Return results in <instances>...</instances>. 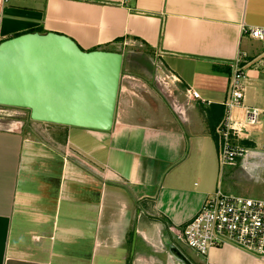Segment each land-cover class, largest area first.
Returning <instances> with one entry per match:
<instances>
[{
	"label": "crops",
	"instance_id": "obj_1",
	"mask_svg": "<svg viewBox=\"0 0 264 264\" xmlns=\"http://www.w3.org/2000/svg\"><path fill=\"white\" fill-rule=\"evenodd\" d=\"M256 28L264 0H0V44L32 33L86 52L137 44L160 55L165 86L180 93L172 103L121 83L110 132L11 122L18 108L0 107V264H182L173 247L190 264H264L231 247L201 259L170 233L223 187L213 128L236 61L248 77L246 107L264 111ZM195 75H225L228 86L195 101L181 90L198 92L188 83Z\"/></svg>",
	"mask_w": 264,
	"mask_h": 264
},
{
	"label": "water",
	"instance_id": "obj_2",
	"mask_svg": "<svg viewBox=\"0 0 264 264\" xmlns=\"http://www.w3.org/2000/svg\"><path fill=\"white\" fill-rule=\"evenodd\" d=\"M124 56L83 51L53 33L22 35L0 44V107L28 110L32 121L110 132ZM173 255L190 264L177 249Z\"/></svg>",
	"mask_w": 264,
	"mask_h": 264
},
{
	"label": "built area",
	"instance_id": "obj_3",
	"mask_svg": "<svg viewBox=\"0 0 264 264\" xmlns=\"http://www.w3.org/2000/svg\"><path fill=\"white\" fill-rule=\"evenodd\" d=\"M250 36L264 43V29H252ZM247 81V73L238 60L231 73L224 118L215 129L222 171L237 165L245 171L264 169V151L254 147L258 144L256 132L264 130V111L246 107ZM186 91L192 100L205 103L199 92L190 87ZM170 233L177 246L201 259L207 260L212 250L228 247L264 258V199L228 194L220 183L200 212L188 222L170 227Z\"/></svg>",
	"mask_w": 264,
	"mask_h": 264
},
{
	"label": "rangeland",
	"instance_id": "obj_4",
	"mask_svg": "<svg viewBox=\"0 0 264 264\" xmlns=\"http://www.w3.org/2000/svg\"><path fill=\"white\" fill-rule=\"evenodd\" d=\"M119 53L123 54L124 56L121 78L122 84H127L128 82L135 83L140 87L139 89L141 90V92L144 91L145 88L152 89L155 92L153 93L156 96H160L162 101L170 100L172 101V103L179 101L178 95L180 93H178L176 90L174 92H171L169 88L165 86L167 75L162 76V74H164L165 72L167 73V71L169 70L167 69L168 67L163 62L160 55L155 53L153 50L133 43L123 44ZM128 77L133 78L134 80H128ZM227 77L225 75H222L221 77L215 76V78L212 77L205 80L204 82L208 83L205 84L200 77L195 75L194 77L189 79L188 83L191 87H194L198 90L202 98H205L206 101H208L210 100L207 95L208 93H217L219 86H223L222 88L224 91L225 85L228 86ZM216 78L219 80L218 82L213 83L212 81H210ZM181 90L184 93L187 92L185 87L181 88ZM11 111V122L23 121L27 118H30L29 111L27 112L23 109ZM177 113L180 114V112ZM7 115H9L8 111ZM261 120L264 124V117L261 118ZM262 131L264 132V130ZM262 136L263 135H261L260 133L256 134V139L259 141V143L254 145V147L258 148L260 151H264V140H261L263 138ZM240 167V165H237L235 167L226 168L224 170L225 176L223 177L222 187L224 192L249 199L263 200L264 169L245 171Z\"/></svg>",
	"mask_w": 264,
	"mask_h": 264
},
{
	"label": "trees",
	"instance_id": "obj_5",
	"mask_svg": "<svg viewBox=\"0 0 264 264\" xmlns=\"http://www.w3.org/2000/svg\"><path fill=\"white\" fill-rule=\"evenodd\" d=\"M213 132H214V134H215V129L213 128ZM215 138H216V136H215Z\"/></svg>",
	"mask_w": 264,
	"mask_h": 264
}]
</instances>
